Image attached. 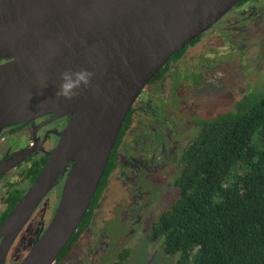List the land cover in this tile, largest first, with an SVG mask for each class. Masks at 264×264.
Returning <instances> with one entry per match:
<instances>
[{
	"label": "water",
	"instance_id": "95a60500",
	"mask_svg": "<svg viewBox=\"0 0 264 264\" xmlns=\"http://www.w3.org/2000/svg\"><path fill=\"white\" fill-rule=\"evenodd\" d=\"M244 0H0V134L69 117L40 175L0 226V264L67 174L55 215L20 264H56L97 194L133 105L162 68ZM87 70L77 98L56 97L65 71ZM46 87H42V83ZM0 163V177L30 158Z\"/></svg>",
	"mask_w": 264,
	"mask_h": 264
},
{
	"label": "trees",
	"instance_id": "16d2710c",
	"mask_svg": "<svg viewBox=\"0 0 264 264\" xmlns=\"http://www.w3.org/2000/svg\"><path fill=\"white\" fill-rule=\"evenodd\" d=\"M201 126L180 156L178 197L152 226L150 241L160 242L166 257L179 255L176 264H264V93L245 95L232 110ZM44 164L45 159L33 166V180ZM115 166L116 151L88 213L57 263L89 227Z\"/></svg>",
	"mask_w": 264,
	"mask_h": 264
},
{
	"label": "rangeland",
	"instance_id": "374dc122",
	"mask_svg": "<svg viewBox=\"0 0 264 264\" xmlns=\"http://www.w3.org/2000/svg\"><path fill=\"white\" fill-rule=\"evenodd\" d=\"M172 66L173 68L168 72L167 77L171 78V84L176 86L178 84L174 94L167 90L160 99L161 106L157 110L153 107L151 100L145 98L141 101L140 99L135 104L137 116L134 119L135 126L132 128L131 133L136 132L139 126L147 127L150 120L160 122L159 110H162L166 114V118H164L166 127L170 129L163 140L171 139L173 143L175 138H180L184 136L185 132L189 131L190 126L188 123L192 122L190 121L192 115L197 117L201 115L202 118L211 115L215 117V115L232 110L238 100L251 92L264 93V0H246L243 5L236 7L214 29L206 32L196 44L188 47L185 55ZM229 66L239 70L241 77H229L230 79L227 80L223 77L221 79L222 72L228 70ZM214 72L220 73L218 79L217 77L213 78ZM188 82L205 88L203 90L204 96L200 95L195 98L191 94V90L186 88L185 84ZM166 85H169V83L164 84V87ZM214 85L222 87L217 88ZM144 97H147V95H144ZM191 100L195 106L193 113L188 112L186 108L187 103ZM152 107L154 112H152ZM197 131L193 127L188 135L193 137ZM163 143L166 145L165 142ZM129 148L134 150L136 155H139L142 151V144L138 138H134L129 143ZM148 155L145 154L144 156L148 157ZM163 156L166 159L168 158V150L165 148H163ZM125 157H129V155ZM126 164L127 161H123V165ZM14 174L10 173L7 176L8 179H10V175ZM117 176L120 178L121 175L118 174ZM12 178V181H14L15 176H12ZM115 180L119 185L123 183L122 179L118 180L117 177H115ZM139 180L140 186L146 181L157 182L151 179L142 180L141 176ZM119 196L129 197L130 193L121 189V191L117 190L115 195L113 193L105 194V201L100 203L99 207L101 209L95 214L91 228L83 235L82 240L75 245L64 264H77L86 258L90 243L95 241L92 234L100 231L105 226L111 216L110 212L114 209L113 206L119 202L116 199ZM177 197V189L169 187L160 198V211H156L154 213L156 216H150V218L153 221L158 219ZM121 201L116 208H119L117 209L118 212L122 213L123 203ZM59 202L60 193L57 190L46 197L36 214H34L31 224L21 234L12 250V257H16L15 264L22 262L31 246L36 242V232L40 226L39 235L43 232L44 225L50 224ZM108 207H111V211L103 214V210H108ZM157 208L148 207L145 210L146 215ZM149 223V219L145 218L142 226L139 224L138 227L141 226V230L145 231L148 229ZM133 229L136 232L132 235L128 234L126 238L129 250V258L126 264L177 263L179 255L174 257L164 256L160 242L153 243L147 238L148 235L142 236L145 233H139L137 227ZM104 251L105 248L99 254L102 256ZM114 261L115 259L110 264H114Z\"/></svg>",
	"mask_w": 264,
	"mask_h": 264
},
{
	"label": "flooded vegetation",
	"instance_id": "af4514ba",
	"mask_svg": "<svg viewBox=\"0 0 264 264\" xmlns=\"http://www.w3.org/2000/svg\"><path fill=\"white\" fill-rule=\"evenodd\" d=\"M239 6L240 5H237L236 7ZM224 18H222L220 21H222ZM217 24H215L207 32H210L212 29H214ZM204 34H202L195 41H199V39ZM193 45L194 44L191 45L190 43L184 50H182L185 52L180 58H176V55L178 53L171 58V60L165 65V67L162 68L161 71L155 76V78L148 84V88L146 87L144 89L135 104H137L140 99L142 101L146 98L152 101L153 107L157 110V108L161 106L160 99L166 93L167 90H170L172 94H174V90L176 89L178 84L177 86L175 84H171L172 80L170 82L171 78L167 77V74L173 68L172 64L180 60L185 55L187 48ZM5 62L6 61L4 60H0V65L4 64ZM219 75V72H214L213 78L215 79V77H217L218 79ZM234 76L241 77V73L239 70H236L232 66H229L228 70L222 72L221 79L225 77L227 80L231 77L233 78ZM167 83H169V85H166L167 87H164V84ZM185 85L187 89L191 90V94L195 98L199 97L200 95L204 96L203 90L205 88H203L202 86L199 87L198 85H194L189 82ZM221 87L222 86H217V88ZM144 95H147V97H144ZM135 104L133 105L128 115V117H130L129 123L126 124V121L128 119L127 117L115 144L114 150L112 152L113 154L116 151V166L110 175L106 189L103 191L101 198L92 213L90 225L84 232L80 234L78 240L75 242L67 256L63 258L61 262H56V264H64L66 262L75 245L82 240L83 235L87 233L88 230L91 228L95 214L101 209L99 207L100 203H102V201H105V194L113 193L115 195L116 191H121V189H124V191H128L130 193V196L125 198H123L122 196L117 197L116 199L119 202L113 206L114 209H112L114 212L111 211V207H108V210H103V214L111 211V216L107 220V223H105V226L103 227L104 229L101 228L100 231L92 234L95 241L90 243V247L87 249L86 258L82 259L77 264H110L114 259V264H126L129 258V250L127 247L126 239L128 234H134L136 230H134L133 228L137 227V231L139 233H145L144 235L141 234L142 236L148 235L147 238L150 240L152 226L158 220L156 219L153 221L150 216H156L154 213L156 211H160V198L164 194V192L169 187L177 189L175 186V182L182 169V165L180 164V156L183 149L188 144H190L200 133L202 128L201 122L214 118L212 115L207 118H202L201 115L198 117L196 115H192V120H190L192 122L188 123L190 126L189 131L185 132L184 136L180 138H175L172 143L171 139L167 141L163 140L166 137L165 135L170 131V129L166 127V123L164 120V118H166V114L162 110H159L160 122H154L153 120H150V124H148L147 127L139 126L136 132L131 133L132 128L135 126L134 119L137 116ZM153 107L151 108L152 112H154ZM186 108L188 112L193 113L195 106L192 100L187 103ZM216 116L217 115H215V117ZM51 119L52 116H46L27 124H21L6 128L0 134V163L16 156L17 154L25 150H34L30 158L22 161L14 169L0 177V226L7 219V217L15 208V206L19 203V201L23 198V196L27 193V191L32 187V185L38 178L39 175L36 177L35 180H33V176L31 175L33 166L38 165L40 160L45 159V164L43 168L45 167L49 159L47 153L51 152L56 148L60 141V137L58 136V134L65 130L70 120L69 117L61 118L55 121H52ZM193 127H195V129H197L198 131L193 137H191L188 134ZM134 138H138V140L142 144V151L139 155H136L135 151L129 148V143H131ZM162 141L165 142L166 145ZM118 143L119 145L118 147H116ZM163 148L168 150L167 159L163 156ZM145 154H149L148 157H145ZM126 155H129V157H125ZM123 161H127V164L123 165ZM10 173L15 174L10 175L11 177L10 179H8L7 176ZM67 174L61 179L60 183L50 192L52 193L53 191L57 190V192L60 193V199L67 178ZM118 174L121 175L120 178H118ZM12 176H15L14 181H12ZM140 176L142 177V180L151 179L152 181L156 180L157 182L152 183L151 181H146L140 186ZM115 177H117L118 180L122 179L123 183L119 185L116 182ZM50 193L48 195H50ZM13 200L17 201L12 206ZM120 201L123 203L122 213L118 212L117 209L119 208H116L120 204ZM148 207L158 208L152 213L146 215L145 210ZM38 209L35 211L34 214H36ZM34 214L32 215L29 222L26 224V226L22 229L19 236L12 245L6 258L5 264L16 263L14 262L16 257H12L11 254L12 250L15 244L18 242L21 234L31 224ZM145 218L149 219L150 223L148 225V229L144 231L141 230V226L143 224V221H145ZM139 224H141V226L138 227ZM48 226L49 225H44L43 227L42 225L43 232L39 235L38 231L41 228L40 226V228L36 232L35 241H37V238H39L44 233ZM1 242L2 239H0V245ZM32 246L28 251L27 255L31 251ZM104 248L105 251L101 256L99 252L102 251ZM27 255L24 257V259L27 257Z\"/></svg>",
	"mask_w": 264,
	"mask_h": 264
},
{
	"label": "clouds",
	"instance_id": "9594fccd",
	"mask_svg": "<svg viewBox=\"0 0 264 264\" xmlns=\"http://www.w3.org/2000/svg\"><path fill=\"white\" fill-rule=\"evenodd\" d=\"M93 74L87 70L65 71L61 75L56 97L65 101H72L77 98L81 89H86L91 85ZM46 87V83H42Z\"/></svg>",
	"mask_w": 264,
	"mask_h": 264
}]
</instances>
